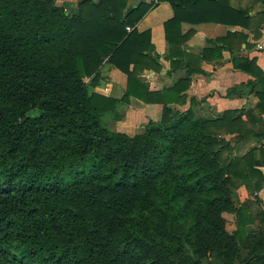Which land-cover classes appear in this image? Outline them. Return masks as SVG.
Segmentation results:
<instances>
[{
	"label": "trees",
	"instance_id": "1",
	"mask_svg": "<svg viewBox=\"0 0 264 264\" xmlns=\"http://www.w3.org/2000/svg\"><path fill=\"white\" fill-rule=\"evenodd\" d=\"M148 7L0 0V264H264V227L237 197L264 186V70L233 56L252 78L228 95L259 97L241 114L200 115L195 97L180 109L193 70L161 90L138 76L159 59L126 25ZM104 62L127 74L123 100L163 103L160 119L134 134L104 122L117 103L93 90Z\"/></svg>",
	"mask_w": 264,
	"mask_h": 264
},
{
	"label": "crops",
	"instance_id": "2",
	"mask_svg": "<svg viewBox=\"0 0 264 264\" xmlns=\"http://www.w3.org/2000/svg\"><path fill=\"white\" fill-rule=\"evenodd\" d=\"M78 1L58 0L73 6ZM219 1L201 0L194 4L192 0H128V4L135 7L142 3L149 6L133 26L138 31L149 33L150 53L159 59L140 70L138 76L150 90H161L193 70L186 90L187 100L177 106L186 109L190 98L195 97L194 107L200 115H215L225 109H239L241 114L259 101L255 92L244 89L242 94L230 96L228 89L252 78L251 74L234 67V55L254 58L264 70V46H259L264 45V0H225L221 7ZM230 7L247 9L251 15V26L241 25V18L231 14ZM241 20L248 22L245 17ZM259 22L261 24L256 29ZM236 32L246 34V38L241 39ZM221 37L227 39L232 48L227 47L219 39ZM219 46H223L222 49L214 50ZM126 86L127 74L110 62H104L100 67L99 82L93 90L117 99L115 109L104 115V122L113 129L134 134L141 131L150 118L160 119L163 103L148 102L135 95L123 100ZM255 144L253 137L235 142L239 152ZM261 169L264 172V166ZM237 197L240 203L248 202L249 212L255 215L252 225L264 227L259 216L264 209V201L255 198L245 184L238 186ZM225 216L228 226L233 228L235 214L227 212Z\"/></svg>",
	"mask_w": 264,
	"mask_h": 264
},
{
	"label": "built area",
	"instance_id": "3",
	"mask_svg": "<svg viewBox=\"0 0 264 264\" xmlns=\"http://www.w3.org/2000/svg\"><path fill=\"white\" fill-rule=\"evenodd\" d=\"M134 28L133 25H126L127 30H132ZM260 47H263V44H259ZM253 196L258 200L264 201V187L254 190Z\"/></svg>",
	"mask_w": 264,
	"mask_h": 264
},
{
	"label": "water",
	"instance_id": "4",
	"mask_svg": "<svg viewBox=\"0 0 264 264\" xmlns=\"http://www.w3.org/2000/svg\"><path fill=\"white\" fill-rule=\"evenodd\" d=\"M59 4H60V2H59Z\"/></svg>",
	"mask_w": 264,
	"mask_h": 264
},
{
	"label": "rangeland",
	"instance_id": "5",
	"mask_svg": "<svg viewBox=\"0 0 264 264\" xmlns=\"http://www.w3.org/2000/svg\"><path fill=\"white\" fill-rule=\"evenodd\" d=\"M230 227V226H229Z\"/></svg>",
	"mask_w": 264,
	"mask_h": 264
}]
</instances>
